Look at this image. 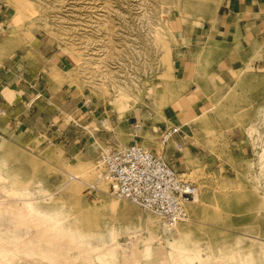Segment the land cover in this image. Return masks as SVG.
<instances>
[{
	"label": "rangeland",
	"instance_id": "1",
	"mask_svg": "<svg viewBox=\"0 0 264 264\" xmlns=\"http://www.w3.org/2000/svg\"><path fill=\"white\" fill-rule=\"evenodd\" d=\"M220 3L0 0V65L13 59L32 74L48 67L52 77L48 93L33 102L43 128L37 134L12 133L10 113L0 111L1 184L32 192L44 211L74 214L65 222L69 242L33 233L5 214L0 234L79 264H264V41H252L248 59L230 61L225 72L210 59L218 48L206 44L201 63L182 51L185 32L213 21ZM57 55L71 57V65L63 67ZM84 102L93 113L79 120L87 109L81 108L72 119ZM45 119L57 134H49ZM175 127L192 144L193 156L184 145L182 177L198 193L188 219L169 228L109 193L101 149L134 141L171 148L176 137L167 144L161 137ZM88 131L94 139L73 144L72 132ZM13 199L0 198V211H13L7 208ZM103 251L110 260L100 258Z\"/></svg>",
	"mask_w": 264,
	"mask_h": 264
},
{
	"label": "crops",
	"instance_id": "2",
	"mask_svg": "<svg viewBox=\"0 0 264 264\" xmlns=\"http://www.w3.org/2000/svg\"><path fill=\"white\" fill-rule=\"evenodd\" d=\"M184 41L185 46L182 51L186 54V57L195 55L198 59L194 60V63L202 62V55L207 51L204 47L209 45L212 50L216 48L220 49V51L222 50L221 52L215 53L218 55V58L214 56V52L210 56V59L214 61V69L223 68L224 72L229 70L226 66H232L230 61H233L235 65L236 63H240V57L243 60L248 59L251 55L252 41H254L253 46L258 41H264V0H221L219 13L213 21L205 22L203 26H197L186 31ZM262 49L264 54V44ZM57 61L63 67H66L71 65L72 59L66 55H57ZM50 71L51 69L47 67V70L35 71L32 74L28 70L22 69V65H19L13 59H11L10 63L4 65V67L0 65V75L2 74L0 76V111L6 109L10 113L11 123L15 125V127L8 126L12 133L17 134L22 131V134L26 135L29 132L32 133V131H35L37 134L36 131L39 128L43 129L37 126L40 118L36 117L35 110L32 109V106L34 101L45 96L51 89L52 77L50 76ZM32 98V105L28 104V100ZM81 108L87 109L82 113L83 116L79 117V120L86 118V114L90 117L91 113H93V110H90V104L84 102L81 106L73 109L71 112L72 119L74 118L73 115L81 110ZM58 119L57 124L60 125L63 121L61 118ZM45 120L47 127H50L48 129L49 134H57L59 127L56 130L54 128L55 123H51V120L48 119ZM78 122L75 118V123L81 125ZM163 126L164 124L161 127ZM88 132L89 136L84 134L85 136L83 135L81 137H79L81 134L72 132V136L70 137L74 138L73 144L82 143V141L86 143L92 137L94 139V134L90 131ZM61 136L67 137L62 131ZM176 139V144L167 149L163 147V150L173 167L177 171L184 173L188 166L187 155L184 153V150L187 148L184 145L188 147L192 156L194 152L192 144L184 141L182 135H177Z\"/></svg>",
	"mask_w": 264,
	"mask_h": 264
},
{
	"label": "built area",
	"instance_id": "3",
	"mask_svg": "<svg viewBox=\"0 0 264 264\" xmlns=\"http://www.w3.org/2000/svg\"><path fill=\"white\" fill-rule=\"evenodd\" d=\"M2 6L0 13L4 11ZM177 135H182L181 129H167L161 140L167 144ZM101 151L103 178L111 195L149 211L169 227L188 219L185 203L194 199L198 188L173 167L163 148L146 147L134 141L104 146Z\"/></svg>",
	"mask_w": 264,
	"mask_h": 264
},
{
	"label": "bare ground",
	"instance_id": "4",
	"mask_svg": "<svg viewBox=\"0 0 264 264\" xmlns=\"http://www.w3.org/2000/svg\"><path fill=\"white\" fill-rule=\"evenodd\" d=\"M75 178H77L79 181H83L80 177H75ZM4 180L5 178L0 172V198H7V197L12 199L14 198L13 199L14 202L13 203L10 202L7 205L8 207L5 205L7 208L12 209L13 211H0V215L5 214L7 218L11 216L12 218H15L18 221L22 222V224L29 225L33 233L34 232L39 233V235L40 233L43 235H50L52 237V240L61 239L62 241H68V242L73 240L71 238L72 231L71 233L68 232L67 231L68 229L66 230V226H65V222L69 221L72 218V216H74L72 212L68 210L65 211L64 213L66 214V216L63 217L60 211L50 212L37 208V206L34 205L31 197L33 195L32 192L26 190L22 192L15 190H8L4 185L1 184V182H4ZM196 196L197 194L195 195L194 199L187 201L185 203L186 209L189 210V207L194 202ZM1 206L2 205H0V208H2ZM174 227H169V228H174ZM23 242L26 243V241ZM23 242L21 236L11 235L10 237V235L4 236L1 233L0 262L2 264H18V261H22V264L23 263L59 264L58 262L61 261V262H65L66 264H79L77 263L78 261L75 262L66 259L67 257L63 256L64 252L61 253L56 250H47L44 249L42 245L36 246L32 244L33 247H30V244H23ZM78 248H80V246H76L73 244L70 249H78ZM109 248L112 251H117V246H110ZM100 258H102L103 260L105 259L110 260L109 257L107 258V252L105 251L101 253ZM46 261H48L49 263L48 262L46 263ZM83 264H94V262L90 261L89 259H84Z\"/></svg>",
	"mask_w": 264,
	"mask_h": 264
}]
</instances>
